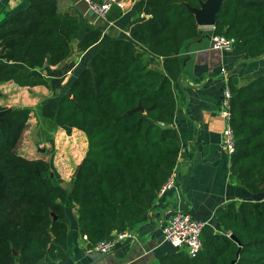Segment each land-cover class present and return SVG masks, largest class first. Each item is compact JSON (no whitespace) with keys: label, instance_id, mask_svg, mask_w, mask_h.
Masks as SVG:
<instances>
[{"label":"trees","instance_id":"1","mask_svg":"<svg viewBox=\"0 0 264 264\" xmlns=\"http://www.w3.org/2000/svg\"><path fill=\"white\" fill-rule=\"evenodd\" d=\"M189 6L199 7L200 0H139L126 26L131 38L108 37L73 78L69 93L39 106L67 135L77 130L87 137L71 190L54 182L45 159L19 150L33 109L18 106L1 118L0 264L65 259L69 200L91 248L146 220L181 150L174 126L178 55L202 33ZM122 13L115 6L108 22ZM81 29L79 15L63 10L59 0H30L0 22V84L50 88L42 69L74 53ZM209 34L235 37L248 57L264 55V0H223ZM103 36V28L86 23L78 50ZM230 87L236 138L231 176L248 191L264 193V75ZM7 108L0 105V111ZM216 219L222 230L204 226L197 256L174 249L153 264H264V200L230 201L217 209Z\"/></svg>","mask_w":264,"mask_h":264},{"label":"crops","instance_id":"2","mask_svg":"<svg viewBox=\"0 0 264 264\" xmlns=\"http://www.w3.org/2000/svg\"><path fill=\"white\" fill-rule=\"evenodd\" d=\"M78 1L59 0L63 10H74L79 15L82 29L74 38V53L61 64L42 69L44 74L51 77V87L28 88L14 83L0 84V105L32 106V100L36 99L39 92L47 97L55 94L62 98L69 93L71 81L79 70L90 66L92 56L108 37L131 38L126 26L135 17V4L139 0H135L134 5L131 0H126L129 10L123 12L119 19L109 22V27L103 28L102 40L86 51L78 50L85 25L90 22L78 12ZM29 2L30 0H0V22L27 7ZM200 28L202 33L188 40L178 55L182 73L174 84L177 98L174 126L180 134L182 144L177 163L176 186L157 198L150 207L146 220L134 227L137 238L119 242L108 254H101L88 245V240L80 233L77 210L71 202V212L68 205L66 207L69 234L67 244L63 247L67 257L54 261V264L157 263L162 255L175 249L164 240L162 228L176 211L186 210L221 231L216 219V211L220 206L230 201L264 200V193L248 191L231 176V154L222 145L225 122L219 113L223 84L233 82L241 86L250 78L264 75V55L248 57L244 50L237 47L230 51L217 49L212 44L210 28ZM21 93H25L24 96ZM74 134L81 135L87 151L86 135L76 130L70 136ZM59 184L68 188L71 181L65 180Z\"/></svg>","mask_w":264,"mask_h":264},{"label":"built area","instance_id":"3","mask_svg":"<svg viewBox=\"0 0 264 264\" xmlns=\"http://www.w3.org/2000/svg\"><path fill=\"white\" fill-rule=\"evenodd\" d=\"M89 9L96 14L97 17L108 21L111 10L117 6L122 12H127L129 6L126 0H84ZM132 5L136 2L131 0ZM136 5V4H135ZM213 29L214 27H209ZM212 44L215 48L230 51L236 47V38L223 34L211 36ZM231 99L232 90L229 82H225L221 89V99L219 104V113L224 119L225 125L222 132V145L228 154H232L236 147V138L234 129L231 125ZM178 179L177 166L173 169L167 181L158 191L157 198L162 197L168 191L176 186ZM206 223L194 217L186 210L176 211L166 222L162 228L164 240L171 244L175 249L185 251L189 256L198 255L203 246L202 232ZM86 240L87 236H84ZM137 238V234L133 229H127L122 232H114L110 238L103 239L94 245V249L101 254H108L115 246L126 239ZM43 264H54V260L49 258L43 261Z\"/></svg>","mask_w":264,"mask_h":264},{"label":"rangeland","instance_id":"4","mask_svg":"<svg viewBox=\"0 0 264 264\" xmlns=\"http://www.w3.org/2000/svg\"><path fill=\"white\" fill-rule=\"evenodd\" d=\"M21 94L24 96L25 93ZM59 96L53 94L47 97L40 92L36 94V99L32 100L33 105L29 106L33 109L32 117L19 144V150L25 155L32 158H43L48 162L51 176L58 184L65 180L71 181L86 151V143L82 142L81 135H66L57 126V122L47 118L45 111L39 108L40 105L50 100L59 101L61 99ZM71 202L68 201L67 204L70 212Z\"/></svg>","mask_w":264,"mask_h":264},{"label":"water","instance_id":"5","mask_svg":"<svg viewBox=\"0 0 264 264\" xmlns=\"http://www.w3.org/2000/svg\"><path fill=\"white\" fill-rule=\"evenodd\" d=\"M223 0H200L199 7H191L189 6L190 10L194 13L196 21L199 26H207V27H214L216 23V14L221 8ZM76 8L78 12L87 18L90 22L95 24L101 28L109 27V22L103 18H99L94 14L88 7V4L84 0H79L76 3ZM48 65V63H47ZM17 108L16 106L8 107L5 110L0 111V120L3 116L8 114L11 110ZM143 109L142 107H140ZM81 165L77 168L74 173V177H76L79 173ZM69 190L72 189V185H68ZM54 219H56V215L53 214ZM232 237H234L232 235Z\"/></svg>","mask_w":264,"mask_h":264}]
</instances>
